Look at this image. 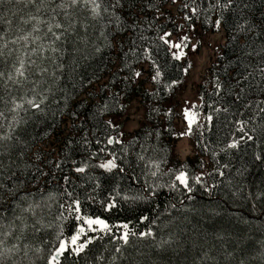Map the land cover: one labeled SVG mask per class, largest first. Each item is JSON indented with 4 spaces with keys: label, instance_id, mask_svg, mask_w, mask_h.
<instances>
[{
    "label": "snow or ice",
    "instance_id": "obj_1",
    "mask_svg": "<svg viewBox=\"0 0 264 264\" xmlns=\"http://www.w3.org/2000/svg\"><path fill=\"white\" fill-rule=\"evenodd\" d=\"M259 5L264 6V0ZM180 7L189 28L194 29L199 20L217 32L224 29L238 48L235 60L224 69L226 79L217 75L213 81L217 101L207 105L212 112L225 114L223 124L216 127L228 130L217 141L218 151H211V171L203 161L195 173L183 164L163 168L166 159L146 156L157 151L148 143L151 130L145 131L142 142L135 136L124 140L118 117L126 106L120 103L123 90L118 85L127 88L140 80L146 65L153 84L163 91L173 89L181 81L162 83L166 66L157 63L154 51L163 46L173 61H181L186 49L194 52L199 43L189 44L183 25L175 21L171 31L164 30L158 23L163 13L155 0H0V264H141L137 257L143 253L133 239L151 238L158 253L175 252L179 247L175 234L169 232L157 241L155 228L163 232L169 227L160 222V216L170 215L169 208L187 211L183 200L177 201L180 209L171 203L154 218L141 214L138 223L148 221L145 230L130 227L131 221L111 224L107 218L87 214L83 205L99 202L104 212H110L121 202L151 204L164 190L192 200L197 188L211 195L219 184L231 185L230 178L225 181V170L234 156L242 153L243 159L251 150L253 162L264 163V7L258 8L257 0H181ZM149 12H154L151 19ZM150 32L153 35L146 34ZM98 59L106 61L99 71L108 74L102 85L108 98L77 111L84 104L76 99L79 91L92 84L93 77L100 80L95 73L88 77L81 68ZM191 67L189 63L183 68L185 75ZM224 96L231 105L218 103ZM200 100L201 104L185 101L186 128L175 134L178 138L191 136L193 125H198L196 109L203 97ZM65 117L68 130L74 132L65 136L53 158L36 145L52 136ZM213 121V115L206 114L205 123L198 126L211 132ZM137 145L139 151H132ZM130 156L143 162L142 176L135 174ZM218 157L228 160L221 163ZM236 175H243L241 169ZM108 176L119 179L98 201L101 178ZM124 179L140 186L122 193L119 181ZM244 199L253 213L259 205L264 214V189L249 191ZM70 221L75 222L74 229ZM65 227L70 229L68 235ZM219 256L227 264L234 259L227 250L213 255L201 246L192 264H221ZM257 256L264 264V243Z\"/></svg>",
    "mask_w": 264,
    "mask_h": 264
},
{
    "label": "trees",
    "instance_id": "obj_2",
    "mask_svg": "<svg viewBox=\"0 0 264 264\" xmlns=\"http://www.w3.org/2000/svg\"><path fill=\"white\" fill-rule=\"evenodd\" d=\"M155 2L159 4L160 11L163 13L158 23L164 30L171 31L173 29V21L183 25L184 28L190 29L188 23L182 20L181 0H177L176 4H173L172 0H155ZM257 5L258 8L264 7L259 5V0H257ZM153 14L154 12H149V19L152 18ZM256 15L259 16V11H257ZM193 30L200 34H217L220 32L223 37V43L220 45L218 53H215L211 57L207 68L203 72V81L197 86L199 104H201L200 98L203 97L202 106L197 108L200 113L198 125L205 123L204 116L206 114H212L214 117L213 130L208 132L202 127L194 125L193 133L190 136L192 142L191 149L183 156H179L173 152L175 146L173 125L175 121L171 116L165 115V104L177 90V85L169 91H163L160 86L153 84L148 79L149 72L145 65V72L140 80L134 82L127 88L124 84H119L118 86L123 90L120 96V103L127 106L136 101L142 104L146 111L142 126L127 134L124 138L125 142L132 140L133 136L136 137L138 143L142 142L145 131L151 130L153 136L148 143L153 145L157 151L146 154V156L151 155L156 158L163 157L166 159L167 163L162 165L165 169L172 166L179 167L183 164L195 173L200 170L199 165L201 161L204 162L207 170H212L211 165L214 162L212 161L211 151H218L217 141H222L224 134L228 131L224 129L221 132L216 127L223 124L226 119L225 114H216L207 105L217 101L212 86L213 81L217 75L221 79H226L224 69L229 64V61L235 60L238 55V48L230 40L228 32L224 29L217 32L210 28V26L203 25L197 20ZM146 34L153 35L151 32ZM153 56L157 63L166 66L165 77L162 83L170 82L171 79H178L180 81L183 79L184 64L181 61H173L163 46L155 50ZM105 62L98 59L82 66L81 71L88 77H93V73H95L100 76V80L96 81L93 77V83L79 91L76 99L84 101V104L80 108H77V111L84 110L108 98V91L102 87L108 81V74L99 71ZM109 89L113 92L116 91V88L112 87L111 84H109ZM153 91L156 92V95H149ZM89 93L91 94L89 95ZM113 103L115 102L113 101ZM218 103L229 106L231 105V100L227 96H224L222 99H219ZM52 122L50 116L49 123ZM67 123L68 120L65 117V123L60 124L52 136L44 140L43 143H37L36 147L46 152H51L54 158L62 148L65 136H71L74 132V130H68ZM35 131L39 132L40 129L36 128ZM157 131L160 133L158 138L155 136V132ZM201 132H203V135H201ZM205 147H208L209 150L205 151ZM115 148L118 150L119 146H115ZM132 151L138 152V145ZM75 155L78 158L80 153L77 152ZM242 155L241 153L228 161L231 167L225 170V181L230 178L232 180L231 185L226 187L225 184H219L212 191L211 195L197 188L191 194L193 199L187 200L184 196L176 193L169 194L167 190H164L160 193L158 199L154 200L151 204L140 203L130 206L129 204L121 202L117 208L112 209L110 212H104L99 202H86L83 205L84 211L90 215H99L102 218H107L111 224L131 221L130 227L134 226L139 230H145L148 227V221H145L143 224L138 223V217L141 214L154 218L160 213H163L165 208L171 203H176L177 209H180L181 205L177 201L183 200L184 208L188 210L177 211L169 208L170 215L160 216L162 225L168 224L169 227L163 232L160 228H155L157 241H159L161 236L166 238L168 233L172 232L175 234L174 238L178 241L179 247L175 252L168 250L158 253L153 246L154 242L151 238L143 241L133 239L135 247L143 253L142 256L137 257L141 264H192V261L198 258L201 252V246L206 249L210 248L213 255H218L224 250L232 252L234 259L231 260V264H239L240 260H244L245 264H262L257 253L261 249L262 243H264V214H261L259 205H257L256 212L253 213L251 203L246 201L244 197L249 191L255 192L258 189H264V163L253 162L251 150H249L248 156H243V159H241ZM218 158L221 159V163L228 160L227 157ZM129 159L131 160L132 169H134L135 174L142 176V170L144 169L143 162L136 161L134 156H130ZM236 169H241L243 175H236ZM118 179V176L101 178L102 187L99 190L98 201L104 199L108 194L106 189ZM205 179L209 183L213 182L207 177ZM119 182L122 193L128 192L130 187L134 191L135 188L140 186L139 184L134 186L130 185L127 179L120 180ZM142 182L141 179L140 183ZM55 183L53 181L52 187H55ZM238 188L241 191L234 197L232 192L237 191ZM68 223L74 229L75 222L70 221ZM64 230L65 235H68L70 229L65 227ZM217 235H223L224 239H216ZM173 247H176V245ZM128 251L131 252L133 249L129 248ZM254 256H257V258L255 260L251 259ZM219 259L221 264H227L223 256H219ZM68 264H71V262H68ZM81 264H83V261H81Z\"/></svg>",
    "mask_w": 264,
    "mask_h": 264
},
{
    "label": "rangeland",
    "instance_id": "obj_3",
    "mask_svg": "<svg viewBox=\"0 0 264 264\" xmlns=\"http://www.w3.org/2000/svg\"><path fill=\"white\" fill-rule=\"evenodd\" d=\"M184 29L190 37L189 44L199 43L194 52L190 48L186 49L187 55L181 62L185 67L191 63L192 67L186 75L184 73L181 83L177 85V90L165 104V113H168L167 116H171L175 121L173 125V137L175 139L173 152L179 156H183L189 151L192 145L190 136L178 138L175 135L186 128V122L182 119V109L185 106V101L191 104H199L197 86L203 81V72L207 68L211 57L218 53L220 45L223 43V37L220 32L217 34H200L192 28ZM169 109H171L170 112ZM196 111L198 110L196 109ZM145 112V107L136 101L126 106L124 113L118 117L124 131V138L133 130L142 126Z\"/></svg>",
    "mask_w": 264,
    "mask_h": 264
}]
</instances>
